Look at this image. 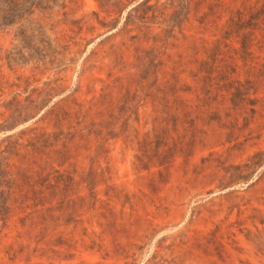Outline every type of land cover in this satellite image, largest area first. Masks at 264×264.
Returning <instances> with one entry per match:
<instances>
[{
	"label": "rangeland",
	"instance_id": "374dc122",
	"mask_svg": "<svg viewBox=\"0 0 264 264\" xmlns=\"http://www.w3.org/2000/svg\"><path fill=\"white\" fill-rule=\"evenodd\" d=\"M144 1L0 0V264H264V0Z\"/></svg>",
	"mask_w": 264,
	"mask_h": 264
},
{
	"label": "trees",
	"instance_id": "16d2710c",
	"mask_svg": "<svg viewBox=\"0 0 264 264\" xmlns=\"http://www.w3.org/2000/svg\"><path fill=\"white\" fill-rule=\"evenodd\" d=\"M148 2H149V0H146V1H144L143 3H141L139 6H145L146 5V8H147V10L149 9V6L150 5H148ZM139 6L138 7H136L135 9H133V11H136V12H138V10L137 9H139ZM257 155V154H256ZM255 155V156H256ZM255 156L254 157H252V159H254L255 158ZM252 159H250V163H252ZM252 165L251 164H249V163H246V164H244V165H242V166H239V167H237L239 170H242L243 169V167H248V168H250Z\"/></svg>",
	"mask_w": 264,
	"mask_h": 264
}]
</instances>
